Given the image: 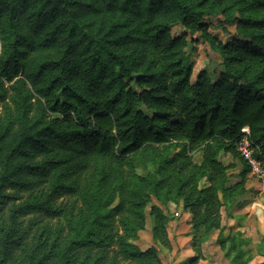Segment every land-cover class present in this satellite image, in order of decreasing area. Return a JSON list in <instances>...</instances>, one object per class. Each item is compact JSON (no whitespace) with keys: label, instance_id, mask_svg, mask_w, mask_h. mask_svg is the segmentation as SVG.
<instances>
[{"label":"trees","instance_id":"trees-1","mask_svg":"<svg viewBox=\"0 0 264 264\" xmlns=\"http://www.w3.org/2000/svg\"><path fill=\"white\" fill-rule=\"evenodd\" d=\"M212 18L237 37L213 45L218 78L192 82L196 40L171 31L209 38ZM244 126L262 161L264 0H0V217L6 247L26 241L21 264H161L132 241L152 197L190 213L198 264L245 192ZM221 153L244 162L232 186ZM149 217L169 249L168 216L151 205Z\"/></svg>","mask_w":264,"mask_h":264},{"label":"rangeland","instance_id":"rangeland-1","mask_svg":"<svg viewBox=\"0 0 264 264\" xmlns=\"http://www.w3.org/2000/svg\"><path fill=\"white\" fill-rule=\"evenodd\" d=\"M221 19L219 21L212 18L208 21L206 35L209 38L201 32L189 34L188 31L178 26L171 31L173 37L187 34L189 38L196 40L189 44L187 48V51L191 54L193 65L192 82L195 81L196 76L201 71H205L211 80H216L223 68L222 59L214 50L213 45L214 43L227 44L235 39L237 34L235 23H225ZM219 159L227 165L234 164V167L227 171V186L238 183L244 170V162L228 153H221ZM193 161L199 164L201 155L199 153L195 154ZM261 162L264 166V158ZM204 182V180L201 181L203 184ZM244 190L245 192L235 199L228 212L221 210L222 228L211 231L200 244L203 259L198 264L264 263V179L253 177L249 172L245 177ZM151 205L158 206L169 218L167 226L171 246L169 249L155 244L152 239L149 217ZM190 218V213L184 209L181 200L162 202L152 197L151 202L145 209V228L138 231L132 241L141 250H146L149 247L156 248L161 264H186L195 255L192 246L193 233ZM29 222L32 224L35 220L31 219V221H26L23 224V232H25L23 234H26ZM50 224L54 225L55 221H50ZM62 225H64L63 222ZM35 230L36 228L27 233L28 237H31L34 233H36V236L38 231L34 232ZM11 232V223L5 212L0 217V260L3 258V252H6L9 259L3 264H10L12 259L15 260L16 264H21V256L26 241L23 240L20 246L15 244L6 247ZM220 240H223L222 244ZM238 253L240 257L235 259Z\"/></svg>","mask_w":264,"mask_h":264},{"label":"built area","instance_id":"built-area-1","mask_svg":"<svg viewBox=\"0 0 264 264\" xmlns=\"http://www.w3.org/2000/svg\"><path fill=\"white\" fill-rule=\"evenodd\" d=\"M240 132L242 135L237 140V152L248 165L250 174L258 179H264V166L254 155V148L249 141V128L244 126L241 128Z\"/></svg>","mask_w":264,"mask_h":264}]
</instances>
